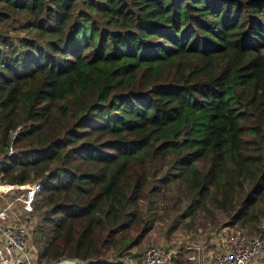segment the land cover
I'll return each instance as SVG.
<instances>
[{"label": "trees", "instance_id": "16d2710c", "mask_svg": "<svg viewBox=\"0 0 264 264\" xmlns=\"http://www.w3.org/2000/svg\"><path fill=\"white\" fill-rule=\"evenodd\" d=\"M34 182L39 264H126L163 184L263 235L264 0H0V183Z\"/></svg>", "mask_w": 264, "mask_h": 264}, {"label": "built area", "instance_id": "2783aa9c", "mask_svg": "<svg viewBox=\"0 0 264 264\" xmlns=\"http://www.w3.org/2000/svg\"><path fill=\"white\" fill-rule=\"evenodd\" d=\"M10 152H13L12 147ZM36 184L39 192L43 185L40 182ZM25 186L26 184H9L8 187L19 189ZM35 196L33 190L27 197L18 199H21L26 208L34 203ZM13 205L11 202L0 206V264H39V250L34 244L37 223L33 225L32 222H20L12 215ZM31 208L33 210L34 206ZM172 252L175 257L178 256L176 248L153 245L145 250L141 262L131 253L125 254L122 261L126 264H169L173 259ZM184 255L187 264H264V234L256 236L221 227L202 239L188 241L184 245ZM88 263L89 260L86 259L64 257L50 264Z\"/></svg>", "mask_w": 264, "mask_h": 264}, {"label": "rangeland", "instance_id": "374dc122", "mask_svg": "<svg viewBox=\"0 0 264 264\" xmlns=\"http://www.w3.org/2000/svg\"><path fill=\"white\" fill-rule=\"evenodd\" d=\"M36 183H28L19 189H12L8 187L9 184L0 183V206L14 203L12 215L22 223L32 222L33 225H36L39 214L34 208L33 210L31 208L34 203L24 208L21 201L22 197H27L31 191L34 190L35 194L38 192ZM183 197V195L179 196L174 187L167 184L161 185L157 196L158 216L160 217L141 242L132 247L131 252L128 251L125 254L131 253L141 262L147 248L153 245H163L167 248H176L179 252L178 256L174 257L169 264H187L184 245L188 241L202 239L221 227H226L230 231L246 233L244 228L228 225V218L221 212L213 215L204 211H196L195 214L187 213L186 216H181L185 213V205H187V201H183ZM107 253L108 255L113 254L112 250H108ZM110 257L115 256L111 255Z\"/></svg>", "mask_w": 264, "mask_h": 264}, {"label": "water", "instance_id": "95a60500", "mask_svg": "<svg viewBox=\"0 0 264 264\" xmlns=\"http://www.w3.org/2000/svg\"><path fill=\"white\" fill-rule=\"evenodd\" d=\"M171 257L174 258L175 257V254L174 252L171 253Z\"/></svg>", "mask_w": 264, "mask_h": 264}]
</instances>
